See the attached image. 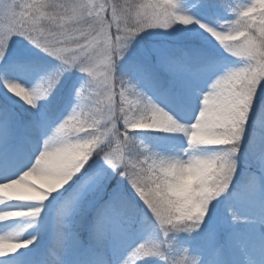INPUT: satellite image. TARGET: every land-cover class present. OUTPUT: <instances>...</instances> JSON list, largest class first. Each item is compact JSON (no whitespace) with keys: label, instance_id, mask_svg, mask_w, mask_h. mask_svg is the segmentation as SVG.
Returning a JSON list of instances; mask_svg holds the SVG:
<instances>
[{"label":"snow or ice","instance_id":"6c2138e0","mask_svg":"<svg viewBox=\"0 0 264 264\" xmlns=\"http://www.w3.org/2000/svg\"><path fill=\"white\" fill-rule=\"evenodd\" d=\"M257 209L264 0H0V264H256Z\"/></svg>","mask_w":264,"mask_h":264},{"label":"rangeland","instance_id":"374dc122","mask_svg":"<svg viewBox=\"0 0 264 264\" xmlns=\"http://www.w3.org/2000/svg\"><path fill=\"white\" fill-rule=\"evenodd\" d=\"M245 214L246 219L240 222V231L244 233L246 237L256 242L252 250V255L256 260V264H264V248L260 246V241L264 239V218H262L259 209L246 210ZM26 235L27 233H25V236Z\"/></svg>","mask_w":264,"mask_h":264}]
</instances>
